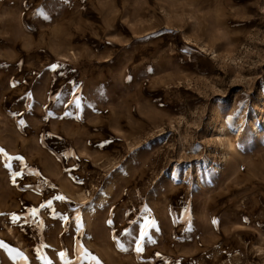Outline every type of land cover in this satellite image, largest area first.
<instances>
[{
	"label": "rangeland",
	"instance_id": "1",
	"mask_svg": "<svg viewBox=\"0 0 264 264\" xmlns=\"http://www.w3.org/2000/svg\"><path fill=\"white\" fill-rule=\"evenodd\" d=\"M84 77L104 153L40 177L38 82ZM0 150V206L52 234L0 264H264V0H0Z\"/></svg>",
	"mask_w": 264,
	"mask_h": 264
},
{
	"label": "crops",
	"instance_id": "2",
	"mask_svg": "<svg viewBox=\"0 0 264 264\" xmlns=\"http://www.w3.org/2000/svg\"><path fill=\"white\" fill-rule=\"evenodd\" d=\"M109 61L110 57L108 56L107 58H104L103 63H98V65L95 67V73H97L103 67L105 69V62ZM51 72L52 69H50V73ZM97 78H99V76H97L96 79ZM65 80L66 81L63 82V85H59L55 88H52L50 86L49 81L38 82V89H36V94L41 93V96H39L41 105H39V107L43 111L42 122L38 125V127L36 126V141L39 148L42 149L41 155H43V165L45 169L42 174L38 175L40 177L43 176L44 178L48 177L47 175L52 176L55 173L57 175H64L66 172L67 174L68 169L66 167L69 158V146L75 147L77 151V154L72 156L73 159H75L76 157H90L95 159V157H97L100 153H104V151H102L103 148L101 147V144H98V141H95L96 132L93 128H95V125L97 127L98 122L95 124V121H98L97 118H100V112H102L103 109L107 108L104 107L101 109L100 102H98L99 100H97L94 95L95 91L99 92L102 88H105V81H98L97 84L95 83V85L91 86L90 88L89 86H85V77L82 80L78 81H73L70 79ZM67 110L74 111L73 116L68 117L66 114ZM52 111L55 112L54 116L48 114V112ZM46 116L48 117L47 120L45 118ZM46 127L48 134L47 141L44 138V134L43 136L40 135L41 129L45 130ZM53 134L55 137L54 140L52 139ZM8 156L9 155L0 152V159L9 158ZM23 156L24 154L20 155L19 153L14 154L12 152L10 158L17 159L23 158ZM49 167L55 172L48 170ZM6 169L7 171L10 170L12 174H17L19 176L23 175L24 178L27 176H32L35 178L36 173H40L33 167L29 168V170H25L21 166H18L17 168L7 167ZM9 187L18 188L19 184L11 183ZM27 190H30L32 192L34 189L29 187ZM27 190L22 189V191ZM68 191H75L74 187L71 186V189ZM51 198L52 196L48 197V200H50ZM0 202L2 201L0 200ZM14 209L15 208L13 206L11 198H8V202H5L4 205L2 204V206H0V216H4L6 224L13 230L12 234L10 235L5 231L0 232V236L6 237L3 233L8 235L9 237L12 235L13 237L22 239L23 244L25 242L24 240H28L30 238L38 240L52 238V234L47 233L45 230L42 231V234L32 233L30 226L36 225L35 221L38 222V220L34 218L35 214H33V211H14ZM13 215L19 217L18 220H21V222H13ZM107 217H109V214ZM45 219L46 217H43L39 220V223L44 222ZM16 224L18 227L20 225L22 229V233H20L19 235H16V232H18V227H16ZM59 237H62L61 233L59 234ZM40 243L41 242L38 241L36 244L40 245ZM36 244L34 243L33 245H25L23 246V250L27 254H29L30 249L34 248ZM81 247L84 248L83 246ZM8 248L11 247L8 246ZM107 248L111 251V247L107 246ZM46 252L50 253L51 251L47 250ZM95 254L104 256L99 248H95ZM107 264H109L108 260Z\"/></svg>",
	"mask_w": 264,
	"mask_h": 264
},
{
	"label": "snow or ice",
	"instance_id": "3",
	"mask_svg": "<svg viewBox=\"0 0 264 264\" xmlns=\"http://www.w3.org/2000/svg\"><path fill=\"white\" fill-rule=\"evenodd\" d=\"M55 67H56V66H53V68H55ZM0 151H2V150H0ZM59 199H62V197H59ZM49 203H50V202H49ZM32 211H33V214H35L36 210L33 209ZM12 219H13V222H16V221L19 219V217H16L15 215H13ZM108 223L111 224L112 222H111V221H108ZM213 223H216V221H213ZM80 226H81V225L78 224V227H80ZM142 250H143V249H142L141 246L138 244L137 247H136V251L139 253V252H141ZM78 251H79V249H78ZM61 255H63V253H62ZM91 260L95 261V264H100V261H99L95 256H92V257H91Z\"/></svg>",
	"mask_w": 264,
	"mask_h": 264
}]
</instances>
